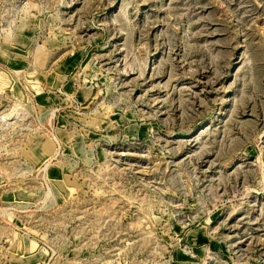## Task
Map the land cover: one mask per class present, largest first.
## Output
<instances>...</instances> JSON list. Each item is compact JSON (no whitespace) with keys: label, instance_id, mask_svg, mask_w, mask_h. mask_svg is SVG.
Returning <instances> with one entry per match:
<instances>
[{"label":"rangeland","instance_id":"obj_1","mask_svg":"<svg viewBox=\"0 0 264 264\" xmlns=\"http://www.w3.org/2000/svg\"><path fill=\"white\" fill-rule=\"evenodd\" d=\"M184 262L264 264V0H0V264Z\"/></svg>","mask_w":264,"mask_h":264},{"label":"built area","instance_id":"obj_2","mask_svg":"<svg viewBox=\"0 0 264 264\" xmlns=\"http://www.w3.org/2000/svg\"><path fill=\"white\" fill-rule=\"evenodd\" d=\"M50 135H51V138L54 140L57 149L59 150L60 149V145L58 143V140L55 138L54 134L50 133ZM176 244L178 245V242ZM182 251H184V249H182Z\"/></svg>","mask_w":264,"mask_h":264},{"label":"crops","instance_id":"obj_3","mask_svg":"<svg viewBox=\"0 0 264 264\" xmlns=\"http://www.w3.org/2000/svg\"><path fill=\"white\" fill-rule=\"evenodd\" d=\"M64 88H65L66 90H71V87H69V85H68L67 83L65 84Z\"/></svg>","mask_w":264,"mask_h":264},{"label":"bare ground","instance_id":"obj_4","mask_svg":"<svg viewBox=\"0 0 264 264\" xmlns=\"http://www.w3.org/2000/svg\"><path fill=\"white\" fill-rule=\"evenodd\" d=\"M185 256V255H184ZM188 256V255H187ZM191 257V256H190ZM180 263L182 262V261H179ZM186 262H184L183 264H185Z\"/></svg>","mask_w":264,"mask_h":264}]
</instances>
